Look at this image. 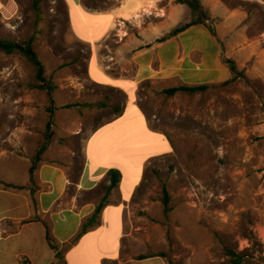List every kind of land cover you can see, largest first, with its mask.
Returning a JSON list of instances; mask_svg holds the SVG:
<instances>
[{
	"label": "rangeland",
	"instance_id": "rangeland-1",
	"mask_svg": "<svg viewBox=\"0 0 264 264\" xmlns=\"http://www.w3.org/2000/svg\"><path fill=\"white\" fill-rule=\"evenodd\" d=\"M15 1V13H0V38L19 43L32 38L46 81L56 89L52 103L28 60L0 51V181L17 187L0 186V223L9 231L2 221L6 198H34L37 191L29 170L44 146L50 108H55L51 141L37 168L59 165L75 179L86 140L113 117L96 106L114 95L89 79V47L77 40L64 43L62 37L70 35L63 0H40L38 12L32 0ZM144 1L83 3L113 19L115 33L127 39H141L151 26L173 30L191 19L177 0ZM200 1L238 75L204 92L174 97L162 94L166 87L146 83L136 99L153 130L223 164L202 176L175 152L151 161L128 205L123 250L129 257L159 256L167 264H233L229 250L243 256V264H264V0ZM120 9L127 10V21L119 18Z\"/></svg>",
	"mask_w": 264,
	"mask_h": 264
},
{
	"label": "crops",
	"instance_id": "crops-1",
	"mask_svg": "<svg viewBox=\"0 0 264 264\" xmlns=\"http://www.w3.org/2000/svg\"><path fill=\"white\" fill-rule=\"evenodd\" d=\"M63 1L70 36L62 39L89 47L87 74L92 83L114 93L105 108L113 117L86 140L77 178L65 167L43 163L34 174V198H6L9 208L2 221L12 231L0 223V264H167L159 256L139 260L123 250L128 205L147 165L174 152L167 136L150 127L137 94L146 83L167 88L228 81L233 74L225 60L230 58L217 31L214 37L204 25L167 40L169 26H151L141 39H127L115 33L113 19L87 10L83 0ZM16 6L15 0H0V13H15ZM125 12L120 9L118 16L127 21ZM113 169L121 173L120 184L99 224L78 238L105 197ZM48 231L57 249L51 248Z\"/></svg>",
	"mask_w": 264,
	"mask_h": 264
},
{
	"label": "trees",
	"instance_id": "trees-1",
	"mask_svg": "<svg viewBox=\"0 0 264 264\" xmlns=\"http://www.w3.org/2000/svg\"><path fill=\"white\" fill-rule=\"evenodd\" d=\"M40 0H32V8L38 12L40 10ZM177 4L179 5H185L189 10H190V15L191 19L188 23L181 27H177L173 29L168 36L164 38V40H167L169 38L175 37L184 31L188 30L189 28L193 26H198V25H204L206 26L211 34L214 37H217L216 30L211 24V13L209 10H207L202 4L200 0H177ZM0 51H3L9 55L13 54H20L24 56L28 62L35 68L36 70V78L40 82L39 88L40 89H45L49 92L51 102L54 103V100L52 98V93L56 89L55 86L50 85L46 81L45 77V70H44V64L42 63L34 45V40L31 38L28 41L24 42H13L5 39L0 38ZM225 63L229 66L230 71L232 72L233 76H237V66L235 61L231 59L225 60ZM213 84H203V85H197V86H188L185 84L176 86V87H169L166 88L162 91V94L166 97H174L178 95L179 93H190V94H195L198 92H204L209 87ZM106 103H100L96 107L99 109H105L107 108ZM54 112L55 108L51 107L50 108V113H51V120L48 123V134L44 143V146L41 148V150L38 152L35 160L33 161V164L29 170L31 178L34 175V172L37 170L38 164L41 162V156L43 153L46 151L48 145L50 144L51 141V135L50 131L53 126V119H54ZM167 138L169 139L171 146L173 148V151L179 155L181 158H183L187 166L195 171L197 174L201 173L202 176L206 175L207 173L209 174H214L216 173L221 165L223 164L222 160L216 161L214 157L208 156L204 153L202 154H194V149L192 146H190L186 141L182 142V145L175 141L170 135L165 134ZM188 158V160H187ZM194 160L193 162H190V160ZM108 177L110 179V185L107 187V192L103 200L99 203L97 206L94 214L87 219V221L83 224V227L81 229V232L78 235V238H80L82 235L87 233L90 229L94 228L99 224V218L101 215V212L103 208L108 204V199L111 195V192L113 189L118 187V185L121 182V173L118 170H110L108 172ZM0 186L3 188H17L16 186L12 184H6L0 181ZM164 206L168 209V205L170 203V197L169 193L164 189ZM47 239L48 242L53 249H57L56 245L54 244V241L50 237V232L48 231L47 234ZM227 256L230 257V260L233 264H243L244 263V257L243 256H238L235 254L233 251H227L226 252ZM59 257V256H58ZM149 258V256L145 255H140L137 257L139 260H143Z\"/></svg>",
	"mask_w": 264,
	"mask_h": 264
}]
</instances>
